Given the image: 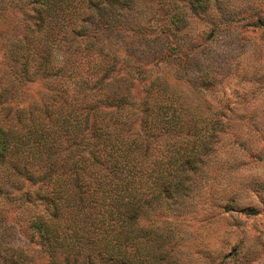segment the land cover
Instances as JSON below:
<instances>
[{"label":"rangeland","instance_id":"obj_1","mask_svg":"<svg viewBox=\"0 0 264 264\" xmlns=\"http://www.w3.org/2000/svg\"><path fill=\"white\" fill-rule=\"evenodd\" d=\"M76 1L38 13V0H0L1 116L111 93L126 99L98 113L135 132L152 91L160 126L167 111L186 130L211 120L186 193L163 197L141 223L158 225L174 264H264V0H131L86 21L83 36L82 16L65 9ZM40 186L0 160V264H54L32 226L46 210Z\"/></svg>","mask_w":264,"mask_h":264},{"label":"trees","instance_id":"obj_2","mask_svg":"<svg viewBox=\"0 0 264 264\" xmlns=\"http://www.w3.org/2000/svg\"><path fill=\"white\" fill-rule=\"evenodd\" d=\"M38 1L42 13L52 12L62 0ZM130 1L77 0L65 9L71 17L82 16L83 36L86 21ZM104 62L105 74L98 81L108 84L110 69ZM103 94L47 105L17 120L0 114V160H11L17 172L41 182L37 199L46 210L32 226L54 264H174L163 247L166 236L157 224L143 225L141 218L157 210L163 197L186 193L190 170L209 149L206 131L210 135L214 126L206 120L205 126L186 130L187 121L174 111L161 116L160 126L161 101L150 91L143 101L142 130L132 132L112 111L102 109L103 117L98 113L102 105H120L126 97ZM173 105L160 107L163 112ZM162 134L169 135L163 143L158 140Z\"/></svg>","mask_w":264,"mask_h":264}]
</instances>
